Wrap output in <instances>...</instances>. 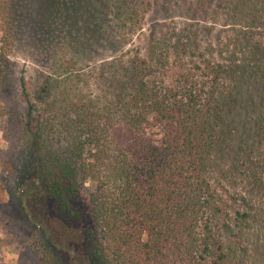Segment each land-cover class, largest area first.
Returning <instances> with one entry per match:
<instances>
[{
  "label": "trees",
  "instance_id": "1",
  "mask_svg": "<svg viewBox=\"0 0 264 264\" xmlns=\"http://www.w3.org/2000/svg\"><path fill=\"white\" fill-rule=\"evenodd\" d=\"M153 9L0 0V89L13 46L45 63L19 79L41 264H264V0L165 3L141 49Z\"/></svg>",
  "mask_w": 264,
  "mask_h": 264
},
{
  "label": "rangeland",
  "instance_id": "2",
  "mask_svg": "<svg viewBox=\"0 0 264 264\" xmlns=\"http://www.w3.org/2000/svg\"><path fill=\"white\" fill-rule=\"evenodd\" d=\"M179 1L154 0V9L147 17L145 35L139 41L141 49L146 48L148 36L158 29L156 24L163 23L162 19L167 15L163 9L165 3L176 7ZM177 19L183 21L184 17ZM30 53L23 45L11 48L8 53L11 78L0 89V264H41L42 232L26 217L17 192L23 153L21 130L26 112L19 79L23 75L37 82L45 77V63L37 61ZM54 227L58 225L54 224Z\"/></svg>",
  "mask_w": 264,
  "mask_h": 264
}]
</instances>
